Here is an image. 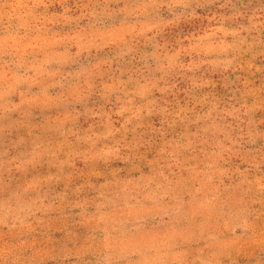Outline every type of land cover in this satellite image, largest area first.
Masks as SVG:
<instances>
[{"label": "rangeland", "instance_id": "rangeland-1", "mask_svg": "<svg viewBox=\"0 0 264 264\" xmlns=\"http://www.w3.org/2000/svg\"><path fill=\"white\" fill-rule=\"evenodd\" d=\"M0 264H264V0H0Z\"/></svg>", "mask_w": 264, "mask_h": 264}]
</instances>
